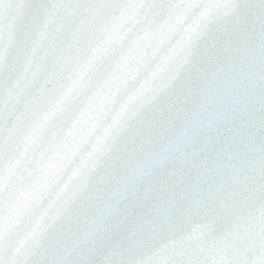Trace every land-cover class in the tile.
I'll return each mask as SVG.
<instances>
[{
  "label": "clouds",
  "instance_id": "obj_1",
  "mask_svg": "<svg viewBox=\"0 0 264 264\" xmlns=\"http://www.w3.org/2000/svg\"><path fill=\"white\" fill-rule=\"evenodd\" d=\"M0 264H264V0H0Z\"/></svg>",
  "mask_w": 264,
  "mask_h": 264
}]
</instances>
